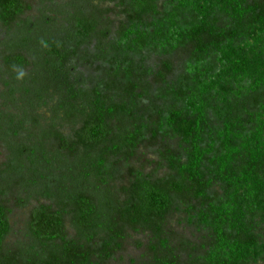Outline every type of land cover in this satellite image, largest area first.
Masks as SVG:
<instances>
[{
    "label": "trees",
    "instance_id": "16d2710c",
    "mask_svg": "<svg viewBox=\"0 0 264 264\" xmlns=\"http://www.w3.org/2000/svg\"><path fill=\"white\" fill-rule=\"evenodd\" d=\"M35 4L0 0V264L264 261V0Z\"/></svg>",
    "mask_w": 264,
    "mask_h": 264
},
{
    "label": "rangeland",
    "instance_id": "374dc122",
    "mask_svg": "<svg viewBox=\"0 0 264 264\" xmlns=\"http://www.w3.org/2000/svg\"><path fill=\"white\" fill-rule=\"evenodd\" d=\"M38 1V0H37ZM36 0H33V4H35ZM36 5V4H35ZM109 6L105 4V7ZM175 57V65H176V75H179L184 72L186 63L183 62L185 57L183 53H178ZM154 59H152L151 64H153ZM174 146V144H171ZM147 157L150 161H156L159 156L158 146L150 147L146 152ZM2 159V157H1ZM152 168L149 170L152 171ZM9 205L12 209L11 221L13 226V234L8 240L9 243H13L17 238L22 236V232L24 229V224L27 221L29 210L32 206L27 208H20L14 204V201L10 202ZM33 205V204H31ZM170 228L174 232L177 237H184L190 241H194L195 243H199L202 240V236L200 233L194 229V227L190 226L184 219V216L177 215L170 221ZM262 238L264 240V225L261 232ZM175 239H178V238ZM150 238L147 235H133L125 244L124 249L121 253H119L115 260L108 262V264H139L142 261V256L145 255V251H147V247L149 244ZM183 251V250H182ZM256 264H264V261H260Z\"/></svg>",
    "mask_w": 264,
    "mask_h": 264
},
{
    "label": "clouds",
    "instance_id": "9594fccd",
    "mask_svg": "<svg viewBox=\"0 0 264 264\" xmlns=\"http://www.w3.org/2000/svg\"><path fill=\"white\" fill-rule=\"evenodd\" d=\"M47 45L45 44V47ZM13 71L17 73L16 79L22 80L26 76V71L23 68L18 67L17 65H13Z\"/></svg>",
    "mask_w": 264,
    "mask_h": 264
}]
</instances>
